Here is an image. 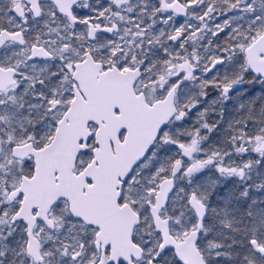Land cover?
Instances as JSON below:
<instances>
[{
	"label": "snow or ice",
	"instance_id": "obj_1",
	"mask_svg": "<svg viewBox=\"0 0 264 264\" xmlns=\"http://www.w3.org/2000/svg\"><path fill=\"white\" fill-rule=\"evenodd\" d=\"M0 264H264V0H0Z\"/></svg>",
	"mask_w": 264,
	"mask_h": 264
}]
</instances>
